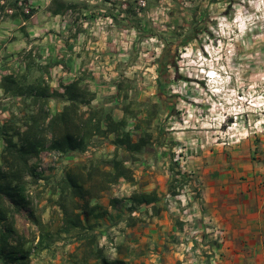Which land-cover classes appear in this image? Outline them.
I'll return each mask as SVG.
<instances>
[{
  "label": "rangeland",
  "instance_id": "374dc122",
  "mask_svg": "<svg viewBox=\"0 0 264 264\" xmlns=\"http://www.w3.org/2000/svg\"><path fill=\"white\" fill-rule=\"evenodd\" d=\"M73 1L0 0V82L31 65L30 84L40 76L38 66H48L53 113L66 104L63 87L79 81L92 97V108L82 111L91 109L103 126L107 116L125 119L126 132L143 145L132 154L111 134L92 139L83 153L47 151L31 161L40 176L25 179L30 210L15 215L29 263L71 264L78 242L57 234L58 182L70 167L95 162L108 169L117 159L135 183L121 181L92 202V213L81 214L105 259L210 264L228 235L221 244L212 232L218 226L205 224L199 181L235 177V153L256 147L258 154L264 144V0H96L86 9ZM65 5L73 8L50 28L31 21L44 11L53 19ZM79 30L81 64L68 67L65 55L59 58L63 40ZM209 72L217 78L208 79ZM11 118L12 127L23 129L21 99L0 88V127ZM4 146L0 141V151ZM135 194L156 197L158 215L135 204ZM30 211L51 233L43 246Z\"/></svg>",
  "mask_w": 264,
  "mask_h": 264
},
{
  "label": "trees",
  "instance_id": "16d2710c",
  "mask_svg": "<svg viewBox=\"0 0 264 264\" xmlns=\"http://www.w3.org/2000/svg\"><path fill=\"white\" fill-rule=\"evenodd\" d=\"M72 8L65 5L55 11V15ZM25 19L28 20L29 16ZM172 63L173 58L170 57L167 64ZM32 68L27 66L24 75H5L0 82L4 94L21 99L25 118L23 129L12 127L13 118L0 127V141L5 144L0 151V262L3 264H30L31 252L16 228L15 215L21 210H30L25 179L29 176L38 179L40 176L32 160H38L47 151L67 156L83 153L92 139L111 134L116 136L117 144L132 154L140 152L143 145L139 141L133 142L126 132L125 119L116 121L107 116L103 126L104 121L91 109L90 112L82 111V106L92 108V97L79 81L63 87L66 104L61 112L53 113L49 102L54 95L44 79L45 69L48 72L49 67L38 66L40 76L27 84ZM121 181L134 184V173L125 162L116 159L108 169L95 162L70 167L58 182L56 204L60 225L57 234L74 237L78 242L71 264H91L101 259L104 264H112L105 259L103 249L98 248L96 237L88 233L81 214L84 210L92 213V202L102 199ZM133 202L138 206H151L155 215L159 213L155 206L156 197L135 194ZM29 214L39 230L37 245L43 246L51 238L48 226L32 211Z\"/></svg>",
  "mask_w": 264,
  "mask_h": 264
},
{
  "label": "crops",
  "instance_id": "0c3cea01",
  "mask_svg": "<svg viewBox=\"0 0 264 264\" xmlns=\"http://www.w3.org/2000/svg\"><path fill=\"white\" fill-rule=\"evenodd\" d=\"M95 1L74 0L73 4L75 8L86 9L88 7L86 4ZM50 16L48 11H44L34 16L31 21L38 23L39 27L50 28L61 15L53 19ZM34 32H38V36L41 35L38 29ZM83 38V31L79 30L74 32L72 38L66 37L63 40L59 58L65 55L68 67L77 68L81 64L76 50H79L77 48ZM47 40L43 39L42 43H46ZM255 150L256 147H252L247 152L239 150L235 153V163L233 162L235 177L231 179L222 177L220 181H199V190L202 193L201 206L207 215L204 217L205 224H214L228 235L226 245L216 249V255H221L217 264H264V144L258 154H255Z\"/></svg>",
  "mask_w": 264,
  "mask_h": 264
},
{
  "label": "built area",
  "instance_id": "2783aa9c",
  "mask_svg": "<svg viewBox=\"0 0 264 264\" xmlns=\"http://www.w3.org/2000/svg\"><path fill=\"white\" fill-rule=\"evenodd\" d=\"M142 6H145L144 4ZM210 223V222H209ZM212 224V223H210ZM212 232L214 233L215 238H217L221 244H225V232L219 227H215ZM220 260V255L217 254L215 258L211 261V264H217Z\"/></svg>",
  "mask_w": 264,
  "mask_h": 264
}]
</instances>
